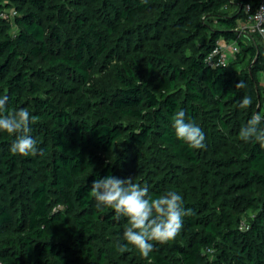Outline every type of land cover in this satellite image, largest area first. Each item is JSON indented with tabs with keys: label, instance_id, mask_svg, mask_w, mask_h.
Masks as SVG:
<instances>
[{
	"label": "trees",
	"instance_id": "obj_1",
	"mask_svg": "<svg viewBox=\"0 0 264 264\" xmlns=\"http://www.w3.org/2000/svg\"><path fill=\"white\" fill-rule=\"evenodd\" d=\"M260 1L0 0V96L38 117L42 150L11 155L0 132L1 264H264V149L239 139L264 116V39L239 28ZM219 40L240 50L213 66ZM181 109L205 148L176 138ZM108 175L177 191L193 214L143 258L89 195Z\"/></svg>",
	"mask_w": 264,
	"mask_h": 264
},
{
	"label": "clouds",
	"instance_id": "obj_2",
	"mask_svg": "<svg viewBox=\"0 0 264 264\" xmlns=\"http://www.w3.org/2000/svg\"><path fill=\"white\" fill-rule=\"evenodd\" d=\"M147 3V0H141ZM264 10V6L261 7ZM244 81L236 83L235 88H244ZM7 95L0 96V132L14 135L15 139L9 147L11 155L27 157L39 154L37 141L29 134V125L38 117L30 114L26 108L8 111ZM252 98L245 95L239 102L241 109L252 105ZM264 116L254 113L247 124L241 127L239 139L245 142L253 141L264 149ZM172 127L177 139L183 141L191 149H203L205 132L191 119H186V112L181 109L172 117ZM89 195L96 201V208L103 211L112 209L113 219L119 221L126 218L127 224L122 239L128 245L134 246L143 258H148L154 250V243L165 244L173 240L181 232L184 218L193 214L192 209L185 208L183 196L177 191H167L159 196L149 194L147 186L133 182V178L121 179L108 175L95 179L89 190ZM127 245L117 242L119 251L126 250Z\"/></svg>",
	"mask_w": 264,
	"mask_h": 264
},
{
	"label": "built area",
	"instance_id": "obj_3",
	"mask_svg": "<svg viewBox=\"0 0 264 264\" xmlns=\"http://www.w3.org/2000/svg\"><path fill=\"white\" fill-rule=\"evenodd\" d=\"M262 6H264V0H261L256 6L247 3L245 5L246 17L239 28L243 32L258 33L264 39V10H261ZM15 13L16 11L12 10V14L14 15ZM239 50L240 47L236 40L227 42L219 40L206 60L213 66L226 65L228 64V54H236Z\"/></svg>",
	"mask_w": 264,
	"mask_h": 264
},
{
	"label": "rangeland",
	"instance_id": "obj_4",
	"mask_svg": "<svg viewBox=\"0 0 264 264\" xmlns=\"http://www.w3.org/2000/svg\"><path fill=\"white\" fill-rule=\"evenodd\" d=\"M235 59H236V54H231V53L228 54V60H227L228 63L235 61ZM243 65H244V63H243ZM243 65L240 64V65H238V67H242ZM261 83L264 84V73L261 74Z\"/></svg>",
	"mask_w": 264,
	"mask_h": 264
},
{
	"label": "crops",
	"instance_id": "obj_5",
	"mask_svg": "<svg viewBox=\"0 0 264 264\" xmlns=\"http://www.w3.org/2000/svg\"><path fill=\"white\" fill-rule=\"evenodd\" d=\"M224 42H227V41H224ZM261 84H263V83H261ZM264 85V84H263Z\"/></svg>",
	"mask_w": 264,
	"mask_h": 264
}]
</instances>
